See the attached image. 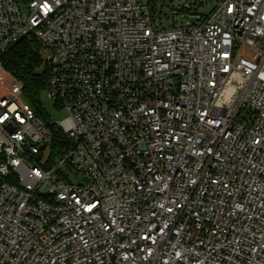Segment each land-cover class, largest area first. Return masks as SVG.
<instances>
[{
	"label": "built area",
	"instance_id": "1",
	"mask_svg": "<svg viewBox=\"0 0 264 264\" xmlns=\"http://www.w3.org/2000/svg\"><path fill=\"white\" fill-rule=\"evenodd\" d=\"M185 2L0 0V264H264V0ZM28 36L60 123L3 65Z\"/></svg>",
	"mask_w": 264,
	"mask_h": 264
},
{
	"label": "trees",
	"instance_id": "2",
	"mask_svg": "<svg viewBox=\"0 0 264 264\" xmlns=\"http://www.w3.org/2000/svg\"><path fill=\"white\" fill-rule=\"evenodd\" d=\"M161 1L163 7L165 4L169 6V2H174V0ZM157 2V0H150L151 5L155 7H157ZM196 5L198 7L204 6L203 2L198 1ZM173 7L171 5V9ZM181 10L183 9H179V11ZM161 11H163L162 8ZM1 59L4 67L23 82L25 99L31 103L38 115L49 122L50 116L44 107L42 93L47 88L50 71L49 65L44 59L43 50L37 41L32 36H28L9 49ZM50 128L53 134L51 145L53 156H55L66 140L61 127L57 123H51Z\"/></svg>",
	"mask_w": 264,
	"mask_h": 264
},
{
	"label": "rangeland",
	"instance_id": "3",
	"mask_svg": "<svg viewBox=\"0 0 264 264\" xmlns=\"http://www.w3.org/2000/svg\"><path fill=\"white\" fill-rule=\"evenodd\" d=\"M157 7L155 6H152V14L154 16H157L158 18H163V25L165 27H168L170 25V21L165 17L166 15H168L167 17H169V15L171 14V5L175 6L178 4V2H180V5L183 4V3H186L185 1H188V0H174L173 3L169 2V6H167L165 4V6L163 7L162 6V1L161 0H157ZM191 1H195V0H191ZM207 2H209V7H213L218 0H205ZM163 9V11H161V8ZM205 8L207 7H203V8H198L199 10L201 11H204ZM177 10V8H176ZM160 21V20H159ZM49 55V51H43V56H44V59L46 60L45 57H47ZM42 101H43V104H44V107L47 111V113L49 114V116L54 120L56 121L57 123H60V121H62L65 117L68 116V112L66 109L64 108H58L56 105H55V102L51 99L48 98L47 96V91L45 90L43 93H42ZM64 175L67 174V172L64 171V167H62V171H61Z\"/></svg>",
	"mask_w": 264,
	"mask_h": 264
}]
</instances>
